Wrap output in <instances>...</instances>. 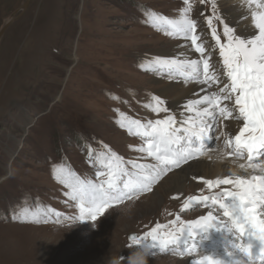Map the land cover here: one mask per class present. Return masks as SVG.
<instances>
[{
    "label": "rangeland",
    "instance_id": "rangeland-1",
    "mask_svg": "<svg viewBox=\"0 0 264 264\" xmlns=\"http://www.w3.org/2000/svg\"><path fill=\"white\" fill-rule=\"evenodd\" d=\"M25 1L0 0V29ZM190 3L197 32L212 17L224 41L223 24L213 16L215 3L222 17L216 0ZM184 7L183 0H33L6 30L0 40V264H108L111 256L130 264L142 248L149 252L147 264H191L186 259L203 256L214 245L197 238V251L177 246L160 251L147 247L151 236L144 237L157 225L158 235L194 231L209 213L228 221L218 203L203 198L235 191L233 185L209 188L208 179H193L196 187L183 184L180 194L168 196L162 189L174 168L150 191L114 202L91 221L79 219V202L56 177V169L63 168L74 180L99 184L106 177L97 173L106 171L103 162L114 153L128 173L123 184L139 174L134 164L157 163L139 151L145 139L128 128L132 120L147 124L164 117L150 118L149 105L154 97L165 102L164 84L178 76L155 65L163 59L157 53L178 52L190 41L166 35L151 17L179 19ZM184 114L196 116L195 111ZM213 128L203 150L230 153L225 141L235 134L226 130L225 119L218 118ZM261 161L264 157L253 163ZM156 192L159 201L153 203ZM22 214L28 222H21ZM231 234L235 245L238 233Z\"/></svg>",
    "mask_w": 264,
    "mask_h": 264
},
{
    "label": "snow or ice",
    "instance_id": "snow-or-ice-1",
    "mask_svg": "<svg viewBox=\"0 0 264 264\" xmlns=\"http://www.w3.org/2000/svg\"><path fill=\"white\" fill-rule=\"evenodd\" d=\"M200 2L203 4L205 0ZM246 2L252 8L251 23L256 30L251 37L238 35L234 27L229 26L222 17L216 15L215 3H213V16L223 24L224 41L217 33L212 17L207 18V26L214 41L213 50H218L222 71L214 69L210 63L211 56L205 55L207 50L200 42L197 22L189 16L193 7L190 0H183L185 7L179 19L152 15L153 26L163 30L168 36L190 41V46L195 53L199 54V59L191 60L157 59L154 62L155 65L166 70L170 76L175 72L186 80H196L208 88L216 85L218 91L187 103L185 110L189 113L195 111L198 120H193V117L189 116L183 121H178L176 115L171 114L170 109L165 106V102L159 97H154L151 110L157 116L165 113L164 118L148 121L147 124L132 120L128 131L145 139V146H142L139 151L146 153L157 163L155 165L134 164L133 167L140 170L139 174L123 184H121V178L128 173L122 159L114 153L107 156L103 162L106 171L97 173L98 177H106L99 184L74 180L66 175L63 168H57V179L71 190L68 195L79 202L80 220L87 218L96 221L114 202H122L125 199H131L137 193L150 191L151 186L158 182L162 175L201 155L205 143L213 139L210 133L214 131L213 124L220 117L225 120L242 121L238 134L226 139L225 147H230L231 152L225 155H232L239 159L246 157L247 167L264 172V161L253 163L260 157H264V0H246ZM222 77L227 79L223 80ZM226 102H230L231 107ZM201 104H206L207 107L202 109L195 107ZM205 117L211 118V122ZM182 132L184 135H181ZM239 167L244 169L246 165L240 164ZM193 179L202 178L194 177ZM204 183L209 188L219 187L221 184L234 186L235 191L224 189L216 197L203 199L204 201L211 199L213 204L218 203L219 209L223 210V216L231 221L232 227L228 228L230 233L234 231L241 237L246 235V245H234L236 252L251 257L254 242H258L261 260L264 261V219L260 218L264 216V175L250 177L233 175L214 181L205 180ZM189 199L197 200L198 198L190 197ZM15 218L13 216V219ZM209 219H211V213H209ZM21 222H28L25 214H22ZM160 227L157 225L144 237L147 240L148 236H151V242L147 247L165 251L169 246L181 245L182 241L186 243L192 237L191 232H185L182 237L179 233L158 235ZM207 230V227L202 229V231ZM130 239L134 243L140 241V238L135 235ZM144 246L141 245V247ZM234 255V252L229 253L230 258ZM193 264H224V262L204 255L202 260L194 261ZM233 264L236 262L233 261Z\"/></svg>",
    "mask_w": 264,
    "mask_h": 264
},
{
    "label": "bare ground",
    "instance_id": "bare-ground-1",
    "mask_svg": "<svg viewBox=\"0 0 264 264\" xmlns=\"http://www.w3.org/2000/svg\"><path fill=\"white\" fill-rule=\"evenodd\" d=\"M214 1V0H212ZM218 3L219 12L221 13L222 18L226 23L229 24V26L234 27L236 29V33L238 35L244 36V37H251L255 34L256 30L252 26L251 23V11L252 8H250L246 2V0H216ZM254 7V5H253ZM222 25V24H221ZM203 29V28H202ZM201 32V31H200ZM201 37V41L205 48H206V56H211L210 63L213 65L214 69H218L219 71H222V68L220 67L219 61V55L218 50L214 49V41L211 38L210 35V29L206 26L204 30H202L201 33H198ZM183 46V45H182ZM170 49L166 50H160L158 51V55L161 56V58L166 59H177V60H191V59H199V54L195 53V51L192 49V47L188 44L186 46H183L181 50L178 52H173ZM155 55V53H154ZM174 75H177L174 72ZM164 76V75H163ZM178 77L171 79L170 81H167L162 89V96L165 100V105L170 109L171 114L176 115L178 121H183L184 119H187L188 117L184 114L185 106L189 101L197 100L203 97L204 95H209L212 92V88H216L215 85H213L211 88H208L200 83L198 81L193 79H185L184 77H181L177 75ZM225 77H222L223 80ZM161 96V95H160ZM171 99L170 101H167ZM153 104L149 105V117H154L156 114L151 110ZM230 106V105H229ZM196 108L202 109L204 107H207L206 105H197ZM147 110V111H148ZM152 114V115H151ZM164 116L166 115L163 113ZM162 114V115H163ZM194 115V114H193ZM235 115V114H234ZM164 118V117H161ZM198 119L197 116L193 117V120ZM205 119H208L205 117ZM209 120V119H208ZM210 122V121H209ZM241 127V122L237 121L235 119H228L225 120V128L228 132H231L232 134H238L239 129ZM226 132V131H225ZM184 135V134H183ZM202 158L198 159L195 158L196 161H190L182 164L180 167H178V170L172 174L170 177H168L165 181V188L163 187L164 194L168 196H172L174 194H180V187L183 184H188L190 187H196L193 183L192 176H198L202 179H208V180H216V179H225L235 176H241V177H250L252 175L261 176L264 175V172H261L259 169H257L259 172L256 173L254 169L247 167L248 161L245 157V159H232V157L225 156V151L222 150V148H216L213 150H203L201 154ZM194 160V159H193ZM192 162V163H191ZM188 164L187 166H185ZM240 164H245L246 167L244 169H241L239 167ZM185 166V167H182ZM223 185V184H222ZM153 196V195H152ZM159 199L158 193L156 192L153 196V203ZM159 201V200H158ZM209 211V210H208ZM215 211V210H214ZM207 213V212H206ZM220 214H223V210L221 209ZM220 216H214L211 215V219H209V215L206 216V218L202 221V223L197 224L198 227H193L194 231H185V232H191L192 237L187 240L185 243L184 241L181 242V245H176L179 249H185L188 252L197 251L198 247L201 246V242L197 243V238L203 239L205 241H214V245L210 246L211 248L208 249L207 253H203L204 256H212L215 259L221 260L224 262V264H233V261L236 262V264H264V261L261 260V257H254L252 258V263L250 259L246 256H243L242 254H239L236 252V250L233 249V242L235 241V238L233 235L228 231V223L229 218H227L228 221H225L224 218ZM261 219H264L262 216ZM204 227H207V231H201ZM183 232L180 234L182 237L184 235ZM207 233H211V236L208 237ZM223 239H225L226 243L222 244ZM237 244H245L247 243V237L246 235L244 237H241L239 234L237 235ZM254 247H257L256 249H259V243L254 242ZM175 248V250H179ZM168 251L173 250V248L168 247ZM234 252V257L230 258L229 253ZM203 256H195L190 257L186 260L193 264L194 261H200L203 259ZM185 262V260H184Z\"/></svg>",
    "mask_w": 264,
    "mask_h": 264
},
{
    "label": "clouds",
    "instance_id": "clouds-1",
    "mask_svg": "<svg viewBox=\"0 0 264 264\" xmlns=\"http://www.w3.org/2000/svg\"><path fill=\"white\" fill-rule=\"evenodd\" d=\"M149 252L146 249H141L134 254L130 260V264H147ZM108 264H120V258L117 256H111Z\"/></svg>",
    "mask_w": 264,
    "mask_h": 264
},
{
    "label": "water",
    "instance_id": "water-1",
    "mask_svg": "<svg viewBox=\"0 0 264 264\" xmlns=\"http://www.w3.org/2000/svg\"><path fill=\"white\" fill-rule=\"evenodd\" d=\"M33 2V0H26L25 3L22 5V7L16 11L11 19L4 25V27H2L0 29V40L2 38V36L4 35V33L6 32V30L16 21L18 20L23 14L25 11L28 10V8L30 7L31 3ZM133 236V235H131ZM130 236V237H131ZM131 240V239H130Z\"/></svg>",
    "mask_w": 264,
    "mask_h": 264
}]
</instances>
